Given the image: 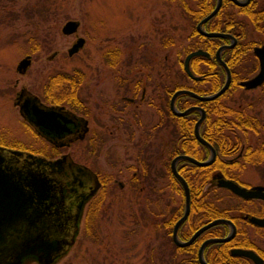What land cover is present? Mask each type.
Instances as JSON below:
<instances>
[{"label":"flooded vegetation","instance_id":"af4514ba","mask_svg":"<svg viewBox=\"0 0 264 264\" xmlns=\"http://www.w3.org/2000/svg\"><path fill=\"white\" fill-rule=\"evenodd\" d=\"M160 1L154 0L151 4L152 11H150L148 19L144 22V26L133 27L129 32L131 35L143 33L141 40L137 42L135 47L136 52H132L133 54L131 53L126 59V64L130 68L127 72L133 73L129 76L135 75L133 71L136 68L140 72H136L138 75L135 76L138 77L135 80L132 78V84L124 83L128 80H124V73L118 72L121 66L124 72V58L117 56L115 47L106 49L104 56L99 59V63L94 64L95 73L93 77H97L98 82L102 81L99 87H108L110 93L113 91H110L111 81L108 79L107 74L103 73V67H106L110 72L116 71L115 74L111 75V80L114 79L116 82L121 83L123 93L118 94L115 99L105 97L103 93L108 92L102 88L103 91L96 94L99 103L95 101L94 104H90L86 97L81 94V85L85 79V74L79 66L72 68V71H63L69 73V75L73 74L72 78L79 82L75 92L78 97V105L72 106L69 102H66V97L60 101L52 100L47 90L51 89L53 94H59L62 97L67 95L68 91L56 90L54 92L53 87L55 86L49 84L48 79L44 83L42 96L24 85H19L15 89L13 103L22 117L23 123L38 139L40 138L39 140L43 146H46L49 151L42 152L40 149L34 150L22 146L10 147L0 143V166L17 186L16 192L21 191L19 203L22 204L21 210L13 219L2 218L0 220V264H30L32 262L53 264L67 251L72 243L76 242V238L82 229L83 220L88 219V225L91 226L94 219L96 220L99 203L102 204L108 196L112 198L113 193L117 191H113L114 183H116L117 186L115 187H118V189H122L124 183L121 179H118L120 174L105 173L100 175L93 165H88L77 159L68 147L85 140L84 142L88 145L90 152H97L95 147L105 140L104 137H109V134L112 135L113 132H116L117 135L120 131H124L125 108L130 106L132 110L139 112L140 104L147 97L146 86L149 85L150 81H155V78H161L162 76L169 78L170 81L172 80L173 85H167L161 93L158 91L156 101L146 100V102L150 107L155 106V110L160 116L163 114L160 123L166 124L168 121L170 124L172 136L163 146L162 152L157 155L160 156L162 153H166L167 158H169L168 162L164 161V165H166V174L170 179V187L174 190L177 188L175 180L170 175L172 173L174 178L179 181V187L184 191L181 181L171 168V161L175 156L186 154L197 160L205 161L212 155L209 145L200 141L194 132L195 122L203 111L204 116L199 124V134L215 149L214 157L209 163L203 165L197 164L188 158H179L176 161V169L187 184V177H203L206 175L208 180L202 186L201 191L203 193L212 194L211 190L213 189H224L242 201L241 204L237 203L233 206L239 211L238 215H220L208 220L198 221L195 224L197 226L192 230L191 226H194V224L188 220L189 206L187 216L177 227V239L186 241L196 229L205 223L220 217L228 218L234 224L235 232L226 241L235 238L237 242L254 243L258 249L253 246L231 244L227 253L222 256L224 259H219V255L222 254L220 248H212L209 251L210 253H207L211 243L223 242L213 241L207 243L203 248L205 260L210 264H256L248 256L231 252L234 247H244L253 249L262 258V264H264V252H261L264 247L255 243L256 239L251 237L252 235L248 232L250 231L249 227H252L260 236L264 237V225L256 224L249 219L250 216L264 217V198L242 197L228 187L218 185V179L220 178L231 179L247 188L257 185L262 186L264 192V179L249 182L239 177L242 169L249 165L255 169L258 168L256 171L259 172L260 178L264 177V168L262 167L264 162V113L262 112L263 107L257 105L264 101V76L260 83L254 86L246 85V82L254 78L261 70L257 48H263L260 51L264 53V0H192L194 1L192 5L186 3L187 0H163L170 3L182 2L180 6H182V10L184 9L189 19V25L192 24L187 38L189 42L186 46L194 40L191 32L195 29L202 35V37L196 35L195 39H200L203 46L193 48L190 51L200 48L207 52V54H196L203 56V59L199 61L200 71H194L192 68L191 58L195 55L189 59L190 71L196 78L184 71L183 60L185 56L183 57L181 66L185 76L192 82L193 80H201L208 85L210 82L222 81L218 87L219 89L226 81L229 72L227 88L213 98L199 99L188 93H181L188 94L191 98L188 99L185 107L179 108L177 99L181 94L175 97L174 104L176 108L184 110L193 107L187 113L196 111L198 114L193 123H188L189 126H192L193 136L195 137V140L189 139V141L185 136L177 140L178 125L174 116L177 114L172 111L170 104L172 94L178 89L174 87L176 72L174 59L169 58L168 53H164L161 58L155 56L156 52H153V55L147 57V59L144 58L145 55L143 57V54H138L144 49V45L149 43V41H146L148 37L145 34H148L151 38L153 37L152 41L155 40V44L154 42L153 44L158 48L160 46L169 49L176 42L175 33L167 28H161V20L155 14L158 11L157 6ZM217 3L216 11L202 22L201 27L207 32H220L221 34L216 36L203 34L198 30L197 23L210 13ZM200 7L204 11L207 9V11L196 22H193L191 18L195 14V10ZM150 26L152 30H146ZM165 29L168 31H162ZM75 32L72 33L76 39L81 37ZM219 48L220 59L216 55ZM78 50L72 54L78 52ZM72 54L68 53L69 56ZM143 67L150 74L144 75L142 72L144 71ZM15 68L17 70V65ZM124 85L126 86L125 92ZM95 86H97V83H95ZM188 86L191 85L179 88L191 89ZM191 90L195 91L194 89ZM216 90L205 93L195 92L207 95ZM34 95L38 97V100L33 99ZM197 100L202 102H197ZM34 104H38L45 112V124L36 122ZM20 105L22 106L21 109ZM103 105L105 112L108 109L109 112L112 111L111 116H109L110 123L103 122V118L100 116V107ZM208 111L217 114L218 120L217 123L211 122L207 125L206 130L204 127V132L202 122ZM136 112L133 115L136 121L140 123L141 119L139 116L137 117ZM92 122L99 124L102 131L99 132L93 127ZM209 127H213L217 131L219 135L217 140L211 141L208 139L206 134L210 133ZM107 128L108 132L104 133ZM183 140H185V146L190 148V151H194V154L189 153L190 151L186 152L184 148H181L183 151L181 149V151H177V141L182 143ZM139 147H141V153L145 151L143 143ZM63 148L67 149L63 150ZM144 157V155H140L143 169L137 165L132 170L130 175L131 188L136 183L140 184L141 180L139 179H141V176L147 174L144 169ZM208 185H213V188L209 189ZM143 188V183L138 185V189L142 190ZM156 189L157 187H155ZM86 204H88L87 208L90 206L91 214L85 207ZM156 204L158 206V202ZM182 204V206L175 207L171 216L157 220L155 224L157 235L160 239V233L162 232V236L167 241L166 243L169 244H167V248L164 249L166 252H164L166 255L171 256L173 264H202L198 257L202 242L210 237L227 235L231 231L232 225L222 221L216 222L202 230L190 243L178 244L174 239V225L184 212V201ZM213 204L221 209L215 200H213ZM85 208L87 211H85ZM41 242H44L41 244L42 248L34 246V244ZM181 254L183 255L180 257Z\"/></svg>","mask_w":264,"mask_h":264},{"label":"rangeland","instance_id":"374dc122","mask_svg":"<svg viewBox=\"0 0 264 264\" xmlns=\"http://www.w3.org/2000/svg\"><path fill=\"white\" fill-rule=\"evenodd\" d=\"M153 1L0 0V143L10 147L22 146L40 149L42 152L49 151L43 146L40 138L38 139L25 126L13 103L14 92L19 85L27 86L42 96L44 83L50 75L56 71H72V68L79 66L85 74L81 94L90 104H94L95 101L99 103L96 94L103 91L102 88L108 92L103 93L108 98L115 99L118 94L123 93L121 83L111 80V75L116 73L115 70L110 72L103 67V73L107 74L111 81L110 91H113L110 93L108 87H99L102 81L98 82L97 77H93L95 73L93 67L99 63L106 49L115 47L117 56L124 58V72L122 66L118 72L124 73V80H128L124 83L132 84V80L138 77L135 75L140 72L136 68L133 71L135 75L129 76L133 73L127 72L130 68L126 64V59L132 52H136L135 47L143 33L131 35L129 32L133 27L144 26L152 11ZM180 1L168 3L161 0L155 13L161 20V28H167L175 33V44L169 49L160 46L158 48L154 46L153 37L145 34L149 43L145 44L144 49L138 54H143V57L145 55L144 58L147 59L153 52H156L155 56L161 58L164 53H168V57L175 62V84L192 85L193 82L183 73L180 62L185 56L184 49L189 42L187 38L192 27L180 6L182 5ZM187 1L185 2L191 5L194 3L192 0ZM71 18L79 20L75 33L84 37L85 42L78 52L69 56L67 50L76 38L73 33L62 32L61 27ZM167 29L162 31H168ZM146 30H152L151 26ZM27 54L31 56V62L26 71L20 73L15 66ZM143 70L144 75L150 74L144 67ZM167 85L172 86V80L163 76L150 81L146 86V100L156 101L158 91L161 93ZM200 86L208 87V84ZM146 100L140 104L139 112L132 110L130 106L125 108L124 131L117 135L113 132L109 137H104L105 140L95 147L97 152H90L85 140L68 147L77 159L93 165L100 175L120 174L118 179L123 181L124 187L118 189L114 183L113 191H117L115 193L112 191L114 194L111 195L112 198L108 196L102 204L99 203L96 220L94 219L91 226L88 225V219L83 220L76 242L72 243L53 264H173L171 256L166 255L164 250L168 243L162 232L160 239L158 238L155 224L158 219L171 216L175 207L181 205L184 191L178 189V186L175 190L170 187V179L164 165V161L168 162L169 159L166 153L157 156L172 136L170 124L168 121L166 124L160 123L163 114L160 116L155 106L150 107ZM257 105L263 107L264 113V101ZM104 108V105L100 107V116L103 122L110 123L109 116L112 111L109 112L108 109L105 112ZM134 112L140 117V123L136 121ZM92 126L99 132L102 131L96 122H92ZM107 132L108 128L104 133ZM142 143L145 151L141 153L139 145ZM140 155L145 156L144 169L145 173L147 172L146 177L142 175L139 179L140 184L144 185L142 190L138 189L140 184L136 183L132 188L130 186L132 170L137 165L143 169ZM262 167L264 168V162ZM257 169L250 165L246 166L239 173L240 179L249 182L263 180L264 177L260 178ZM212 188L213 185H210L209 189ZM211 192L212 194H209L211 200H215L221 209L225 208L228 214H239L233 206L241 204L242 201L235 195L224 189H213ZM87 206L88 204L85 207ZM86 208L85 211L88 209L91 214L90 206ZM86 217L89 218L88 215ZM249 230L251 237L256 239L254 242L264 247V237L252 227H249Z\"/></svg>","mask_w":264,"mask_h":264},{"label":"water","instance_id":"95a60500","mask_svg":"<svg viewBox=\"0 0 264 264\" xmlns=\"http://www.w3.org/2000/svg\"><path fill=\"white\" fill-rule=\"evenodd\" d=\"M217 7H218V3L216 5V7L210 13H208L206 16H204L202 19H200L199 22L197 23L198 30L200 32H202L203 34L215 35V36L221 34L220 32H207L201 27L202 22L205 21L208 17H210L216 11ZM78 24H79L78 19H72V18L67 19L63 23L61 30H62V32L66 33V34L72 33L77 29ZM83 43H84V37H82V36L78 37L72 43V45L69 47L68 53L72 54L73 52L77 51L78 48L83 45ZM219 50H220V48L217 50L216 55L220 59ZM260 50H263V48H261V49L257 48V52H258V55H259V58L261 61V70L254 78H252L251 80L246 82L247 86H254V85L260 83L263 79V76H264V53L261 52ZM54 53L55 52H53L52 54H54ZM196 54H207V52L200 49V48H197V49H194V50L190 51L189 53H187L184 57V60H183V66H184L185 71L189 75H191L192 77H195V78H196V76H194L191 73L190 68H189V59L193 55H196ZM30 62H31V56L29 54L23 56L17 63L18 72H24L26 70V68L28 67V65L30 64ZM227 75L228 76L226 78V81L223 83V85L218 90H216L215 92L207 94V95H201V94H199V93H197L191 89H188V88H178L177 90L174 91V93L172 94L171 100H170L172 111L177 115H184L185 113H187L189 110H191L193 108V107H189V108H186L184 110H180V109L175 107L174 99L177 95H179L181 93H188V94H190L196 98H199V99H210V98H213V97L219 95L221 92H223L227 88V86L229 84V72ZM33 99L38 100V97L36 95H34ZM21 107L22 106L20 105V109H21ZM34 114L37 117L36 122L38 124H45V122H46L45 118H44L45 112L43 111V109L38 104H34ZM203 116H204V114L202 111L200 117L195 122L194 132H195L196 137H198V139L200 141L209 145V147L211 149V153H212L211 157L205 161H200V160L195 159L192 156H189L186 154H179V155L175 156L171 161L172 171L178 177V179L181 181L183 189H184V212L175 222L174 239L176 240V242L178 244H181V245L187 244V243H190L202 230H204L205 228L211 226L212 224H214L216 222L222 221V222L230 223L232 225V229L227 235L207 238L202 242V244L199 248L198 257H199L200 262L202 264H210L205 260V258L203 256V248L209 242L226 241L232 237L235 230H234V224L231 222L230 219L221 218V217L213 219V220L205 223L204 225H202L198 229H196L194 231V233L186 241H179L177 239V236H176L177 227L187 216L188 211H189V206H190V189H189V186H188L186 180L181 176V174L178 173V171L176 169V161L179 158H188L197 164L203 165V164L209 163L215 154V149L213 148V146L210 145L199 134V124H200ZM218 185L226 186L229 189H231L234 193H236L242 197H246V198L262 197V198H264V192L262 191V186H259V185L247 188L245 186L239 185L237 182H235L231 179H224V178L218 179ZM16 189H17V186L15 185V183H13L11 181L9 175L7 173H5L0 166V220L2 218H12L13 219L21 210L22 204L19 203V194H21V191L16 192ZM249 219L251 221L255 222L256 224L264 225V217L250 216ZM43 243L44 242L34 244V246L37 248H42L41 244H43ZM231 252L234 254H240V255L248 256L251 259H253L256 264H262V258L253 249L244 248V247H234L231 249Z\"/></svg>","mask_w":264,"mask_h":264},{"label":"trees","instance_id":"16d2710c","mask_svg":"<svg viewBox=\"0 0 264 264\" xmlns=\"http://www.w3.org/2000/svg\"><path fill=\"white\" fill-rule=\"evenodd\" d=\"M206 11H207V9L204 11V9L200 7L199 9L195 10V14L191 18V20H193V22H196L199 18L202 17V15H204V13ZM196 35L202 37L201 34H199L195 29H193L191 32V36L194 37V40H192L191 43H189L188 46H186V48L184 49V54L193 48L203 46L200 39H195ZM201 59H203L202 55H195L191 58V64H192V68L194 69V71H200L199 61ZM180 62L182 64V59L180 60ZM182 71H183V68H182ZM72 76H73V74L69 75V73H67V72L56 71L55 73H53L52 75H50L48 77L49 84L55 86V87H53V89L68 91V94L62 97V96H59V94H55V93L53 94L51 92V89L47 90L49 92L48 93L49 97L52 100L60 101V100H62V98L66 97L65 99L72 106L78 105V97L75 94V92L77 89L76 88L77 83H79V82L76 81L75 79H73ZM221 83H222V81L210 82L208 87H201L200 85L204 84L203 81L193 80V85L188 86V87H190L191 89H194L197 92L205 93V92H210V91L218 89V87L221 85ZM181 86H185V84H175L174 87L179 88ZM190 98H191V96L188 94L179 95L178 99H177V105L179 106V108L185 107L187 105L186 103H187L188 99H190ZM197 102H202V101L197 100ZM209 102L211 103V101H209ZM214 112H216V111H214ZM174 116L176 117V121H177V125H178L177 126V133H176L177 134V140H179V138L182 136H185V138L188 139V141H189V139L195 140V137L193 136V132H192V126H189L188 123H193L197 119V117H198L197 112L196 111H190L189 113H187L185 115H174ZM217 120H218V115L213 114V112L211 113L208 111L205 119L202 122L203 123V131L205 132V130L208 128L207 125H209L211 122L217 123ZM204 127H205V130H204ZM201 129H202V126H201ZM209 131H210V133H207V134L205 133L207 135L208 139L211 141L217 140L218 139L217 137H219V135L217 134V131L215 130V128L209 127ZM181 148H184L186 152L190 151V148L185 146V140H183L182 143L177 141V149H178L177 151L178 152L181 151L182 150ZM189 153L194 154V151H190ZM170 175H171L172 179L175 180V183L177 184L178 189H180L182 191V188L179 187V185H180L179 181L174 178L172 173H170ZM186 179L188 181V185L190 188V214H189L188 220L194 224V226H191V230L197 226L195 224H197L198 221L208 220V219H211L215 216H220V215L228 216L227 210L225 208L219 209L215 204H213V200H211V198L209 196L210 193H207V192L203 193L201 191L204 182H207V180H208L206 175H204L203 177H187ZM183 195H184V193H183ZM183 201H184V199H183ZM182 205L183 204L181 203V206ZM202 210H204V212H202ZM195 219H196V221H195ZM231 244H237V245H243V246H253V247H256L258 249V247L256 245H254V243L237 242L236 239L233 238L231 241L211 243L209 249L207 250L208 251L207 253H210L209 251L212 248H215V249L220 248L222 250V254L219 255V259H224V257H222V256H224V254L227 253L228 247ZM261 252H264V250H262ZM196 261H197V259H196Z\"/></svg>","mask_w":264,"mask_h":264},{"label":"bare ground","instance_id":"6f19581e","mask_svg":"<svg viewBox=\"0 0 264 264\" xmlns=\"http://www.w3.org/2000/svg\"><path fill=\"white\" fill-rule=\"evenodd\" d=\"M185 71V70H184Z\"/></svg>","mask_w":264,"mask_h":264}]
</instances>
